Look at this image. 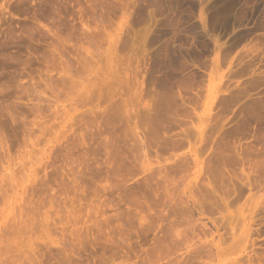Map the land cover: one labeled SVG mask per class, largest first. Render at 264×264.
Here are the masks:
<instances>
[{
  "label": "rangeland",
  "instance_id": "obj_1",
  "mask_svg": "<svg viewBox=\"0 0 264 264\" xmlns=\"http://www.w3.org/2000/svg\"><path fill=\"white\" fill-rule=\"evenodd\" d=\"M0 264H264V0H0Z\"/></svg>",
  "mask_w": 264,
  "mask_h": 264
}]
</instances>
